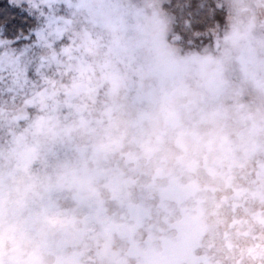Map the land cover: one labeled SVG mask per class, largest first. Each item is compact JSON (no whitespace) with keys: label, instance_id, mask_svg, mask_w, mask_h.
Masks as SVG:
<instances>
[{"label":"clouds","instance_id":"9594fccd","mask_svg":"<svg viewBox=\"0 0 264 264\" xmlns=\"http://www.w3.org/2000/svg\"><path fill=\"white\" fill-rule=\"evenodd\" d=\"M218 7L211 50L182 54L159 0H75L55 90L81 103L0 148V264H201L205 234L204 264H264V0ZM238 219L256 261L228 247Z\"/></svg>","mask_w":264,"mask_h":264},{"label":"rangeland","instance_id":"374dc122","mask_svg":"<svg viewBox=\"0 0 264 264\" xmlns=\"http://www.w3.org/2000/svg\"><path fill=\"white\" fill-rule=\"evenodd\" d=\"M8 2L24 6L23 10L29 17V24L25 28L28 35L43 31L50 38L44 40L37 38L18 48L5 47L0 51V148H7L13 133L23 131L39 117L55 116L64 122L72 121L75 106L81 103L78 99H69L63 91L55 90L56 82L68 83L69 77L74 75L70 65L75 61L70 59V56L75 55L72 52L74 33L79 31L73 16L75 0H8ZM170 2L171 0H159L160 10L169 21V41L175 44L182 54L210 51L213 45L211 29L217 27V21L213 22L210 30L191 35L182 22L179 11L176 17L171 13L173 10L168 7ZM131 3L139 7L141 3H152V0H131ZM219 3L220 0H214L218 10ZM220 12L224 16V12L221 10ZM176 20L179 26L177 29ZM220 23L223 24V20ZM24 49L31 55H26ZM29 68L32 70L30 76L26 75ZM103 98L101 91L98 99ZM244 99L248 100L249 97L245 96ZM70 152L71 145H53L49 162L67 156ZM121 164L122 161L113 160L106 167L115 169ZM53 198L62 209L72 207V203L67 199L62 197L57 199L55 196ZM105 207L109 215L118 216L122 211L114 203L106 204ZM237 215H243L242 210H238ZM243 229L244 221L238 219L237 231L234 236H229L228 247H238L242 255L246 254L250 261H256L259 254L255 249L246 247L248 233ZM208 239V235L205 234L200 239L199 246H193L191 250L193 257L202 258L201 264L212 257L213 249L208 247ZM114 240L117 244L120 243L119 238L114 237Z\"/></svg>","mask_w":264,"mask_h":264},{"label":"trees","instance_id":"16d2710c","mask_svg":"<svg viewBox=\"0 0 264 264\" xmlns=\"http://www.w3.org/2000/svg\"><path fill=\"white\" fill-rule=\"evenodd\" d=\"M9 4L8 0H0V10L7 11ZM169 4L168 7L173 10L171 13L175 17L177 16V11H179V16L191 35L204 33L212 28L214 21L220 22L223 20L220 10L215 7L214 0H171ZM17 19L20 22L18 29L22 26L24 31H26L25 28L29 24V17L21 18L17 16ZM175 25L177 29L179 27L177 20ZM8 35L15 36V33L9 31Z\"/></svg>","mask_w":264,"mask_h":264},{"label":"snow or ice","instance_id":"6c2138e0","mask_svg":"<svg viewBox=\"0 0 264 264\" xmlns=\"http://www.w3.org/2000/svg\"><path fill=\"white\" fill-rule=\"evenodd\" d=\"M23 7V5H19L18 3L15 5L10 3L7 11L0 10V51H3L5 47L18 48L20 45L31 43V41L37 38L41 40L50 38L47 37L46 33L43 31L28 35L22 26L18 29L20 22L17 16L24 18L28 15V13L23 10ZM9 31L14 32L15 36H9ZM16 37H19V39ZM24 53L26 55H31L27 49H24ZM26 75H32V70L30 68L27 70Z\"/></svg>","mask_w":264,"mask_h":264}]
</instances>
